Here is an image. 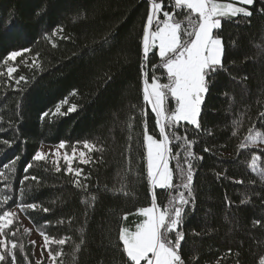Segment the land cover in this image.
Segmentation results:
<instances>
[{
  "label": "trees",
  "instance_id": "1",
  "mask_svg": "<svg viewBox=\"0 0 264 264\" xmlns=\"http://www.w3.org/2000/svg\"><path fill=\"white\" fill-rule=\"evenodd\" d=\"M157 2L163 4L160 18L163 11L174 12V0ZM148 9L149 0H0V214L16 213L6 230L23 246L14 250L16 264H52L36 259L30 230L16 210L38 233L69 238L63 246L51 245L62 252L57 264H125L119 229L135 230L143 220L138 209L152 203L145 122L159 138L140 73ZM250 11V17L224 19L214 30L225 55L208 79L201 128L182 123L176 129L203 157L194 163V200L180 227L184 264H258L264 256V0H254ZM175 19L188 26L184 14ZM26 48L16 61L6 60L9 52ZM155 51L149 54V80L152 64L159 62ZM33 60L39 67L30 66ZM8 67L17 69L12 77ZM21 76L26 80L17 84ZM249 135L252 141H246ZM61 141L65 151L83 150L90 159L72 165L83 170L79 179L87 190L76 187L65 163L56 171L49 158L32 159L42 145ZM84 141L97 151L88 152ZM184 143L169 145L173 183L180 182L177 162L187 167ZM154 192L163 208L176 191ZM33 203L39 205L35 210L19 207ZM0 264H11V257Z\"/></svg>",
  "mask_w": 264,
  "mask_h": 264
},
{
  "label": "snow or ice",
  "instance_id": "2",
  "mask_svg": "<svg viewBox=\"0 0 264 264\" xmlns=\"http://www.w3.org/2000/svg\"><path fill=\"white\" fill-rule=\"evenodd\" d=\"M254 4V0H234V2H220V0H174L172 7L174 12L163 11V20L159 18L162 12V2L149 0V9L147 21L143 26V36L141 40L142 58L140 64V73L143 81V101L151 106V111L155 116V124L159 129V139L149 134L147 123L145 122L143 133V146L146 154L147 181L155 189H165L169 192L176 191L172 196L169 205L163 208L156 203V194H152L151 206L142 207L138 212L143 216V220L137 223L134 231L126 227L119 229V241L122 242V252L126 255L125 264H184L180 254L181 241L184 239V233L180 231L183 223V217L186 212V206L193 202V175L194 163L197 157L191 150L193 141L186 136L176 135V129L182 123L192 125L200 129L198 117L200 115L201 104L205 94L208 91V79L212 73L222 68V57L225 55V46L221 37L214 32L221 28L222 20L230 19L243 15L250 17L252 12L248 7ZM239 5V6H238ZM175 13V14H174ZM184 14L188 21V26L184 27L183 21H177L175 16ZM8 27L11 25L9 23ZM62 31V29H59ZM56 32H53L55 35ZM67 39V37H63ZM154 49L155 55L159 57L157 64L151 66V81L149 82V54ZM29 49L11 51L7 54V61H16L17 57H22L23 53L29 52ZM23 62V61H22ZM31 67H39L36 60H33ZM16 67H8L7 75L12 77L16 72ZM160 73L157 75V73ZM166 78V83H161V79ZM21 76L16 81H25ZM169 98L174 101L175 107L172 110L168 108ZM66 103V101H64ZM135 107V106H132ZM76 106L68 108V112L75 111ZM61 111L60 105H57L55 113ZM44 113L42 116L46 117ZM264 115V113H262ZM132 127L131 124L128 125ZM251 132V130H250ZM131 139V137H129ZM183 139L182 145L185 151L183 163L187 167L177 162L176 172L179 183H173V171L169 166L172 158V148L170 144L173 140ZM246 141H252V136L246 137ZM79 143V142H78ZM84 148L88 152L97 151L96 146L88 141L83 142ZM65 142L61 141L60 147L63 148ZM248 146L247 142L239 145L240 149ZM76 149L73 148V153ZM205 152L210 151L208 148ZM80 163H91L86 158L84 151L80 152ZM179 155V153H177ZM34 161H45L47 154L37 150L32 158ZM73 157L68 154L63 156V160L68 164L66 172L77 177L73 183L77 188L87 190L88 185L83 184L79 177L82 176V169H73L71 166ZM57 165L56 171H60L59 161H53ZM256 157L253 158L252 165L255 167ZM5 167H7L5 165ZM31 167V164L26 166ZM27 177H25V180ZM33 180L36 177L32 178ZM87 179V177H85ZM241 183V181H237ZM127 195V193H125ZM95 200V197H92ZM7 200H5V203ZM21 210L24 208L35 210L39 205L27 204L19 205ZM45 213L48 208H42ZM16 213L8 210L0 214V262L7 257H11V264H16L14 250L19 245L15 239L9 237L15 236V232H8L14 225ZM126 218V217H125ZM47 223V222H45ZM260 224V221H256ZM29 231V229H25ZM175 234L174 237L172 234ZM39 235L43 237V248L48 249V258L52 264H57V258L62 256L61 251L53 252L51 245L63 246L69 238L51 237L44 231ZM35 244V241L31 242ZM84 243L83 238L80 241ZM80 245H77L79 247ZM37 264H41L37 261ZM258 264H264V256L259 258Z\"/></svg>",
  "mask_w": 264,
  "mask_h": 264
},
{
  "label": "rangeland",
  "instance_id": "3",
  "mask_svg": "<svg viewBox=\"0 0 264 264\" xmlns=\"http://www.w3.org/2000/svg\"><path fill=\"white\" fill-rule=\"evenodd\" d=\"M220 2H234V0H220ZM239 6V5H238ZM245 7H248L249 10H250V7L251 6H245ZM160 18V16H159ZM164 18V17H163ZM163 18H160L161 20H163ZM146 21H147V18H146ZM146 23V22H145ZM187 25H188V21H187ZM142 46V45H141ZM156 50V49H155ZM151 81V79L149 80V82ZM166 78H162L161 79V83H166ZM142 88H143V81H142ZM148 105V104H147ZM149 108L151 109V106L148 105ZM175 107V104H174V101L171 100V98H169V102H168V108L169 110H172L174 109ZM159 130V129H158ZM160 138V137H159ZM157 138V139H159ZM76 149V148H75ZM40 151L44 152L47 154V158H49L51 161H61L63 163H65V161L63 160V156L65 154H68L70 157H73L74 156V159H72V163H71V166L76 162V161H80V152L83 151V150H79V149H76L75 153H73V150L67 152L65 151L64 147L61 148L60 147V144L58 145H42L40 148H39ZM146 156V154H145ZM86 158H87V154H86ZM68 167V164L65 163ZM169 166L171 168V164L169 162ZM146 169H147V165H146ZM149 188H150V192H151V195L153 194V192L155 191V189H153L150 185H149ZM176 195V192L173 193L170 198H169V201H168V204L170 203V201L172 200V196ZM151 206V204L149 205ZM16 212L20 215L21 219L23 220V222L25 223L26 227L30 230V239L32 241H35V257L37 260H42L44 258H46L50 263L51 260L48 258V252H47V249H44L43 248V237L39 235V233L30 225V223L27 221V219L24 217L23 213L19 210H16ZM139 213V212H138ZM140 214V213H139ZM141 215V214H140ZM130 230V229H129ZM130 231H134V230H130ZM174 233L172 234V236L174 237Z\"/></svg>",
  "mask_w": 264,
  "mask_h": 264
}]
</instances>
